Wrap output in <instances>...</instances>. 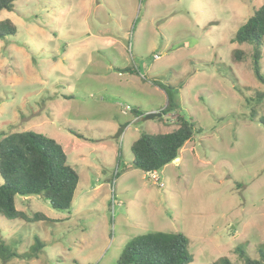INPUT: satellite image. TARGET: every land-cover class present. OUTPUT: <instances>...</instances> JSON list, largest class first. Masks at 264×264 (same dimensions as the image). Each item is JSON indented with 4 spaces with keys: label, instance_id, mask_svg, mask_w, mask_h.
I'll return each instance as SVG.
<instances>
[{
    "label": "rangeland",
    "instance_id": "obj_1",
    "mask_svg": "<svg viewBox=\"0 0 264 264\" xmlns=\"http://www.w3.org/2000/svg\"><path fill=\"white\" fill-rule=\"evenodd\" d=\"M263 4L17 0L0 12V22L18 30L0 40V131L54 139L79 175L68 211L41 196L15 197L18 211L48 220L0 215V237L18 255L2 264H117L129 242L156 232L184 234L190 264H242L238 247L260 259L264 128L250 116H264L256 96L264 83L252 69V46L233 40ZM238 50L245 61L236 60ZM260 65L264 76V46ZM154 81L195 124L181 163L157 172L162 188L131 168L141 134L177 128L175 112L148 121L132 112L167 106Z\"/></svg>",
    "mask_w": 264,
    "mask_h": 264
},
{
    "label": "trees",
    "instance_id": "obj_2",
    "mask_svg": "<svg viewBox=\"0 0 264 264\" xmlns=\"http://www.w3.org/2000/svg\"><path fill=\"white\" fill-rule=\"evenodd\" d=\"M17 0H0V12L13 11ZM16 25L11 20L0 22V40L16 36ZM239 44L252 46V69L257 80L264 83L261 71L262 49L264 46V4L253 9L252 16L241 26L233 40ZM237 61H245V53L236 51ZM125 71L134 74L131 68ZM156 87L164 89L168 95L167 106L159 111L163 116L175 112L177 128L167 134L143 133L131 146L133 161L131 168L141 170L145 174L160 172L167 165L179 158L181 149L186 143L193 141L195 124L179 114L175 104V95H170L167 88L158 82ZM258 99L264 93H256ZM137 119L145 112L132 110ZM178 112V114H177ZM175 115V116H176ZM250 119L257 121L264 128V116H258L255 109ZM0 215L7 220H20L27 223L48 220L42 213L32 216L18 211L15 197L41 196L52 208L68 211L71 208L75 191L79 183L78 173L67 163L63 147L54 139L32 131L5 133L0 131ZM189 239L182 233L156 232L138 236L125 247L117 264H190L193 257L189 249ZM39 247H43L39 243ZM37 249V248H36ZM37 251V250H36ZM242 264H264V251L261 258L252 259L247 252L238 247ZM18 255L11 250L0 237V264ZM213 264H234L222 257Z\"/></svg>",
    "mask_w": 264,
    "mask_h": 264
},
{
    "label": "water",
    "instance_id": "obj_3",
    "mask_svg": "<svg viewBox=\"0 0 264 264\" xmlns=\"http://www.w3.org/2000/svg\"><path fill=\"white\" fill-rule=\"evenodd\" d=\"M162 114L160 112H152V113H148L145 114L142 117V121H148V120H152V119H156V118H161ZM123 129L120 131V133L118 135H116V139H119L122 135Z\"/></svg>",
    "mask_w": 264,
    "mask_h": 264
},
{
    "label": "built area",
    "instance_id": "obj_4",
    "mask_svg": "<svg viewBox=\"0 0 264 264\" xmlns=\"http://www.w3.org/2000/svg\"><path fill=\"white\" fill-rule=\"evenodd\" d=\"M157 172H154L153 174H151L152 180L154 181L155 184H159L160 188H162L164 185L160 184V179L157 177Z\"/></svg>",
    "mask_w": 264,
    "mask_h": 264
},
{
    "label": "crops",
    "instance_id": "obj_5",
    "mask_svg": "<svg viewBox=\"0 0 264 264\" xmlns=\"http://www.w3.org/2000/svg\"><path fill=\"white\" fill-rule=\"evenodd\" d=\"M152 112H159V111L156 110V111L145 112V114L152 113ZM185 145H186V144H185ZM184 147H185V146H184ZM184 147H183V148H184ZM183 148H182V149H183ZM182 149H181V150H182ZM180 153H181V152H180ZM180 163H181V157L177 158V159H176L172 164H170V165H173V166L176 167V166H178Z\"/></svg>",
    "mask_w": 264,
    "mask_h": 264
}]
</instances>
